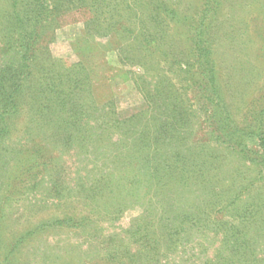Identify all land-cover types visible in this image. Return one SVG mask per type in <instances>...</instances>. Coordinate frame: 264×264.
Returning a JSON list of instances; mask_svg holds the SVG:
<instances>
[{
    "label": "rangeland",
    "instance_id": "obj_1",
    "mask_svg": "<svg viewBox=\"0 0 264 264\" xmlns=\"http://www.w3.org/2000/svg\"><path fill=\"white\" fill-rule=\"evenodd\" d=\"M165 1L189 17L198 16L199 9L205 8L202 0ZM220 1L215 29L222 27L212 46L216 48V59L224 57L227 67L222 69L221 80L228 108L233 119L242 123L253 99H257V107L263 104L259 97L264 91V55L255 52L264 49V40L259 38L255 22L246 19L264 20V0ZM87 16L84 12L66 14L53 32H47L42 45L53 58L67 63L79 61L71 40L83 34ZM187 30L185 23L176 25L179 34L159 28L153 34L161 48L172 50L175 58L181 59L186 51L181 33ZM89 33L86 41L92 38L101 45H94L83 60L91 77L86 83H93L91 100L97 106L94 114L105 112L113 121L141 108L150 113L148 100L133 82H141V75L150 94L154 83L164 88L154 100L160 101L169 92L167 103L162 102L160 116H170L167 112L171 107L186 108L187 122L180 136L185 138L184 157L174 155L181 147L177 141L163 148L162 153L169 154L165 161L171 169L159 172L164 186L143 188L137 202L131 203L129 195H118L115 188L114 200L109 190H96L95 200H87L86 189L78 193L74 189L78 174L74 161L76 158L85 164L89 156L81 150L72 156L69 146L60 142L64 138L60 133L46 138L41 130L25 131L18 127L5 142L6 157L0 159V264H217L218 260H213L215 247H221L222 254L228 257L248 242L257 249L256 261L250 264H264L263 148L248 142L242 153H236L215 143L197 112L193 92L186 88L187 80L178 71V64L170 66L160 58V53L158 57L146 56L143 65L120 62L115 36H98L92 30ZM123 42L126 44V40ZM22 123L20 120L19 126ZM74 135L71 132L73 138ZM117 139L118 134H113L112 140ZM127 147L131 148L128 145L124 151L115 150V154L121 151V155L114 162L116 173L109 175L113 179L122 176L118 168L126 163L127 158L122 156ZM36 149L39 157L35 162L31 154ZM242 154L253 161L243 159ZM161 160L163 157H158ZM105 201L112 205L102 208ZM68 213L81 223H53ZM232 226H239L240 232L230 229ZM225 232L226 236L222 235ZM204 246L206 251L202 250Z\"/></svg>",
    "mask_w": 264,
    "mask_h": 264
},
{
    "label": "trees",
    "instance_id": "obj_2",
    "mask_svg": "<svg viewBox=\"0 0 264 264\" xmlns=\"http://www.w3.org/2000/svg\"><path fill=\"white\" fill-rule=\"evenodd\" d=\"M209 1L205 0L203 4L202 0L201 5L205 8L199 9L198 16L189 17L182 15L165 0H0V159L6 157L5 142L18 127L25 131L41 130L46 138L60 133L64 137L60 142L69 146L72 156L75 157L80 150L89 156L85 164L76 158L74 161V170L78 173L74 189L77 193L86 189L84 195L87 200H95L96 190H109L114 200L117 196L113 190L115 188L118 195H129L133 203L137 202L143 188L147 189L149 185L156 188L164 186L160 183L159 172L171 169L165 161L169 154L162 153V149L171 147L177 141L181 147L175 150L174 155L178 158L183 156L185 138L180 136L187 122L186 108L175 110V107H171L167 112H170V116H160L163 113L160 110L163 108L162 102L167 103L169 92L160 101L154 100L155 96L163 93L164 88L154 83L150 94L140 75L138 78L141 82L139 79L133 82L142 97L148 100L150 113L141 108L117 116L118 119L113 121L105 112L95 115L97 106L91 100L90 88L93 83H86L91 77L83 63L90 51L94 50L93 46L100 45L94 43L92 38L86 41L91 30L98 36L116 37V54L120 62L143 65L146 56L158 57L160 53V58L170 66L178 64V71L187 80L186 88L193 92L197 112L215 143L224 144L236 153H242L244 147L249 146L248 142L264 150V91L259 97L263 104L257 107V99H253L242 123L236 122L223 93L222 69H227L224 57L216 59V48L212 46L216 32L222 27L215 29L218 23L215 17L222 3L212 0L209 6ZM72 12H84L88 16L84 20L83 34L71 40V47L79 61L67 63L53 58L42 41L57 28L63 16ZM252 20L259 38L264 40V20L246 19L249 22ZM185 23L188 30L181 34L186 51L182 52L184 58L178 59L172 50L161 48L153 33L157 28L176 33V25ZM231 34L227 33L230 37ZM247 37L251 39L252 35L247 34ZM123 40H126V44ZM107 47L105 44V49L109 50ZM260 51L264 55V49L256 51L255 55H261ZM173 102H170L171 105ZM20 120H23L21 126L18 124ZM71 132H74V138ZM115 133L118 139L114 141ZM72 138L75 139L73 146ZM128 145L131 148L128 150L127 147L126 154L122 156L125 160L127 158L126 163L122 162L118 168L122 176L113 179L109 175L116 173L114 162L118 161V155ZM117 149L121 151L115 154ZM38 151L36 149L31 154L35 162L39 157L36 154ZM158 157H163V160L159 162ZM242 157L253 161L247 155L242 154ZM77 162L83 164L81 168H78ZM261 163L264 164L263 161ZM184 179L186 181L188 178ZM104 204L102 208L111 203L105 201ZM78 219L68 213L53 223L65 221L77 225L81 223ZM216 225L217 228L221 227L220 224ZM239 229L236 226L234 230L239 233ZM152 234H155L154 231ZM146 235L144 233V237ZM168 242L171 244L170 240ZM156 245L159 246L158 243ZM204 247L202 250L206 251L207 246ZM253 247L248 242L237 254L228 257L222 254L221 247H215L213 260L217 259V264H250L256 261L254 251L257 249Z\"/></svg>",
    "mask_w": 264,
    "mask_h": 264
}]
</instances>
